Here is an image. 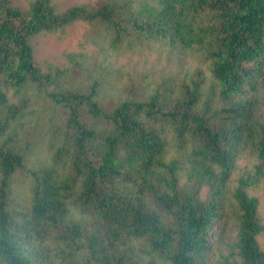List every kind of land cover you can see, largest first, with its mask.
I'll use <instances>...</instances> for the list:
<instances>
[{
  "label": "trees",
  "instance_id": "trees-1",
  "mask_svg": "<svg viewBox=\"0 0 264 264\" xmlns=\"http://www.w3.org/2000/svg\"><path fill=\"white\" fill-rule=\"evenodd\" d=\"M132 1L0 0V264H264L249 193L264 170V0ZM78 20L114 48L161 40L206 69L139 91L104 89L99 66L70 83L31 38ZM39 99L52 111L29 119ZM245 149L256 171L230 191Z\"/></svg>",
  "mask_w": 264,
  "mask_h": 264
},
{
  "label": "rangeland",
  "instance_id": "rangeland-1",
  "mask_svg": "<svg viewBox=\"0 0 264 264\" xmlns=\"http://www.w3.org/2000/svg\"><path fill=\"white\" fill-rule=\"evenodd\" d=\"M35 0H13L15 5L22 8H28L30 3ZM104 0H53L59 11L65 10L71 5L77 4H94L99 5ZM142 0L132 1L133 7L140 8L143 4ZM94 26L78 20L66 27L63 32L55 33H39L31 38L34 49V58L38 65L48 67L49 65H62L61 68L69 69L70 83H80L81 80H93L97 77L95 66H99L103 81L111 80L114 85L107 83L104 89L111 87H131L133 84L135 91H139L145 84H150L161 78L168 77L177 71L184 69L194 70L197 67L206 69V63H203L201 57L196 53L186 52L182 58L180 52L164 41L155 40L150 44H140L133 49L127 48L125 45H117L116 48L110 46L109 40L103 39V34H99L93 30ZM131 35V34H130ZM133 37V36H132ZM79 53L84 54L82 60ZM68 54L77 55L82 70L74 66ZM182 62H180L181 60ZM208 77L210 72L207 71ZM101 80V79H100ZM99 80V81H100ZM117 86V87H116ZM135 93V92H133ZM11 100L16 101L14 91L10 90ZM34 105L35 112L29 116V119H44L48 116L52 109L39 99ZM23 132L20 131L22 136ZM41 152L36 151L32 157V161L40 158ZM257 158L249 150L242 151L236 161L234 173L230 179V191L235 188L240 178L251 177L256 171ZM37 163V162H36ZM31 161L28 167H33ZM30 176L27 171L22 170L16 176V193L24 194L28 185ZM252 178V177H251ZM254 180V185L249 187L250 195L259 198V211L264 224V170L259 179ZM21 197V196H20ZM261 247L264 249V231L258 236Z\"/></svg>",
  "mask_w": 264,
  "mask_h": 264
}]
</instances>
